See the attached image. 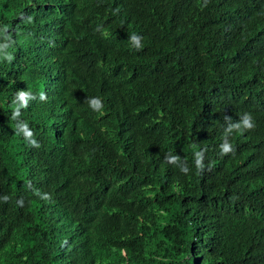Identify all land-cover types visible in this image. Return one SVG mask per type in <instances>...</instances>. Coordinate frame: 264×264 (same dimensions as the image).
I'll list each match as a JSON object with an SVG mask.
<instances>
[{
  "label": "trees",
  "instance_id": "16d2710c",
  "mask_svg": "<svg viewBox=\"0 0 264 264\" xmlns=\"http://www.w3.org/2000/svg\"><path fill=\"white\" fill-rule=\"evenodd\" d=\"M19 91L36 98L13 119ZM93 98L74 122L50 119ZM244 113L255 127L222 154L224 117ZM26 164L75 189L49 215L18 207ZM81 194L119 205L127 228L105 241L88 223L91 237L42 249L53 264H264V0H0V227L29 214L48 233ZM229 194L245 210L231 225L214 210Z\"/></svg>",
  "mask_w": 264,
  "mask_h": 264
},
{
  "label": "clouds",
  "instance_id": "9594fccd",
  "mask_svg": "<svg viewBox=\"0 0 264 264\" xmlns=\"http://www.w3.org/2000/svg\"><path fill=\"white\" fill-rule=\"evenodd\" d=\"M207 0H205V5ZM132 44L140 49L141 37L133 34L131 37ZM13 57L9 54L6 60L11 61ZM36 97L30 92L19 91L17 93V101H22V104L18 103V106L13 112V119H16L20 115V109L26 108L29 99H35ZM46 97L41 94L40 99L44 100ZM87 103V104H86ZM83 103L81 100L76 101V107L73 106H63L57 108V110L50 115V119L55 122H60L61 126H65V123L74 122L76 115L75 111L79 114H87L92 109H98L101 106V101L98 98H93L88 103ZM224 119L228 122V128L224 130L223 143L220 145L222 154H228L234 151L232 145L229 142L228 137L234 132L243 134L245 131H251L255 125L253 122V117L251 113H244L238 122H233L231 117L225 116ZM19 131L22 132L25 137L29 140V147L35 148L39 147V143L36 141L35 135H37L36 130H30L27 123H21L18 125ZM38 136V135H37ZM24 149V148H22ZM195 165L196 168L202 172L204 170V150L195 152ZM178 155H165V161L175 165L176 161L179 160ZM15 162H19L18 159H14ZM26 162H24L25 164ZM18 166V164H16ZM27 170V182L22 186L20 193L19 202L20 208H27L28 211H37L45 215H49V212L53 206V198L65 195L71 196L74 192V188L65 185L50 186L45 175L38 174L37 171L30 170L27 168V164L23 166ZM180 170L187 174L189 169L186 166H181ZM47 193V194H46ZM68 196V197H69ZM8 196H5L3 200L7 202ZM36 201V206L35 202ZM216 210L221 217H223L226 223L231 225V219H235L242 211L244 207L241 202L237 201L232 197L231 194L226 196V199H215ZM75 203L72 206V212L65 215L60 220L55 221L57 224L53 225L50 231L47 233V229L41 232L37 227L29 225L33 223L31 220V215L28 214L26 220L21 219V223L16 224V226L10 227L3 225V229L0 227V264H53L52 256H44L42 249L47 247H54L52 242L59 245V249L64 250V246L71 243L72 245L77 242L76 230H83L86 235L90 236L87 230L88 223L94 224L96 226L95 235L100 238V240L109 241L111 237L121 236V232L127 228V221L125 219L126 212L123 213L119 205H116L112 200L103 195L93 194L91 197L86 196V194H81L80 197L73 200ZM125 202V201H124ZM24 204V205H23ZM126 204V203H125ZM26 206V207H25ZM127 209V206H126ZM233 218L227 219L229 215H234ZM242 216V215H241ZM36 225V224H35ZM232 227V226H230ZM30 232L27 237L30 241L25 242V239H19V237L24 236L25 233ZM87 238V237H86ZM92 240L91 238H88ZM95 239V237L93 238ZM83 247H88L83 245ZM109 248V247H108ZM104 253V251H103ZM102 253V255H103Z\"/></svg>",
  "mask_w": 264,
  "mask_h": 264
}]
</instances>
